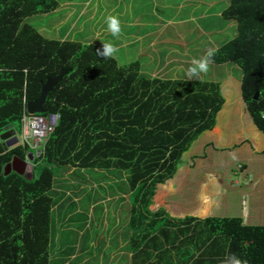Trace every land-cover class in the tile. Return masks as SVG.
<instances>
[{
	"label": "trees",
	"instance_id": "obj_1",
	"mask_svg": "<svg viewBox=\"0 0 264 264\" xmlns=\"http://www.w3.org/2000/svg\"><path fill=\"white\" fill-rule=\"evenodd\" d=\"M83 2L95 0H0V264H52L56 250L64 248L60 256H68L75 249L67 244L79 239L82 250L89 249L88 236L82 233L89 223L74 222L75 216L89 213L90 206L101 207L107 196L84 188L87 195L84 192L79 207L66 191L79 192L87 183L80 173L86 171L121 172L127 184L122 195L132 193L125 231L115 238L116 252L123 251L119 263L228 264L234 255L246 264H264V230H243L245 235L230 230L216 236L208 221L152 210L157 188L175 177L184 154L215 127L230 65L239 70L242 100L264 134V0L225 1L221 17L235 22L236 36L212 41L209 70L198 78H181L175 71L154 76L165 62L161 56L149 62L143 56L130 60L129 54L118 58L117 51L105 58L97 55L102 41L50 39L27 23ZM115 43L116 49L122 45ZM64 69L69 73L44 104V116H59L42 156L35 159L36 167L47 169L32 180L15 172L5 175L14 160L26 161L30 149L9 148L2 135L7 128L15 135L12 128L21 122L26 105ZM71 171L74 182L66 178L61 186L66 192L58 194L55 187ZM56 219L58 225L72 223L79 232H61L58 237L56 231L59 234L65 225L55 227ZM248 240L253 243L246 247ZM89 253L92 250L79 261Z\"/></svg>",
	"mask_w": 264,
	"mask_h": 264
},
{
	"label": "rangeland",
	"instance_id": "obj_2",
	"mask_svg": "<svg viewBox=\"0 0 264 264\" xmlns=\"http://www.w3.org/2000/svg\"><path fill=\"white\" fill-rule=\"evenodd\" d=\"M225 1L227 0H126L122 6H119L118 0H115L116 4H112L108 0H95L93 4L92 2L91 4L84 2L66 4L62 9L48 17L36 16L28 19L27 23L40 33L47 35L48 38L55 40L80 43L102 41L112 43L114 46L116 45L115 42L118 41L122 45L117 48L119 51L117 57L129 54L130 60H133L143 56L147 57L144 61L149 62V59L154 60V56H161L165 62L153 73L154 76L157 74L160 76L167 75L169 72L175 71L173 74L184 78L188 77L187 69L193 66L192 62L205 58L208 51L212 50V41L216 43L225 42L236 36V26L232 27L235 22L225 21L221 17V11L227 4ZM109 16H114L119 21L120 32L118 35L121 37L118 36V39L107 31V18ZM121 31L128 32V37L121 34ZM154 45L155 47H153ZM230 66L232 67L229 71L231 78H238L239 70L235 65ZM12 129L15 136H21V122L16 123ZM32 153L36 154V150H33ZM71 173L72 171L65 172L63 180L60 178L62 182H59L55 187L58 194L67 191L68 196L72 197L79 207L82 205L81 199L84 197V188L88 193L96 191L99 196L105 194L107 197L104 199L105 202L104 200L100 202L103 204L96 210L94 206H90L89 213L87 211L85 213L80 212L81 215L78 213L79 216H75L78 221L74 220V222H81L84 219L85 224L89 223L86 228L88 231H82L88 236L85 246L89 245V249L82 250L80 244L83 242L80 239L76 244H72V241L67 245L70 249H75L73 253L68 256H60L64 248L56 250L58 256L54 257L52 264H83L84 262H89L88 264H122L117 261L122 254L116 252L115 247L119 240L115 238H118L116 235L120 234L118 224L122 226L127 222L131 208L130 200L132 199L130 192L128 195H122L127 186L123 173L116 171H102L98 174L91 171L80 173L81 180L87 183L81 184L79 192L76 189L79 197L75 195L76 192L65 191L61 187L66 178L69 182H74L70 177ZM112 174L116 176L115 180L110 178ZM121 177L123 180H119ZM90 179L93 182H90ZM86 195L85 192V197ZM170 198L176 204H180L182 201L184 205H187L182 196L174 195ZM160 201L161 198H157V202L160 203ZM57 208L55 215L58 218ZM68 216L72 218L73 213ZM91 222L93 225L90 227ZM62 225H65L64 229L59 230V234L56 231L58 237L61 232H79L78 229L71 228L72 223L61 222L58 225L56 219L55 227ZM93 239H97V241L94 242ZM88 250H92V253H89L90 257H86V260L84 257L80 262L79 260Z\"/></svg>",
	"mask_w": 264,
	"mask_h": 264
},
{
	"label": "crops",
	"instance_id": "obj_3",
	"mask_svg": "<svg viewBox=\"0 0 264 264\" xmlns=\"http://www.w3.org/2000/svg\"><path fill=\"white\" fill-rule=\"evenodd\" d=\"M221 91L225 103L215 127L184 154L175 177L157 188L152 210L208 221L216 236L230 230L245 235L243 230H264V134L246 110L239 79L228 76ZM174 195L185 198L187 205L176 204L170 198ZM118 225L121 235L126 224ZM252 243L248 240L245 246Z\"/></svg>",
	"mask_w": 264,
	"mask_h": 264
},
{
	"label": "built area",
	"instance_id": "obj_4",
	"mask_svg": "<svg viewBox=\"0 0 264 264\" xmlns=\"http://www.w3.org/2000/svg\"><path fill=\"white\" fill-rule=\"evenodd\" d=\"M58 120V115H30L27 113L26 105L25 113L21 119L22 133L18 137V146L30 149L25 161L26 166H32L33 168L37 166L35 159L37 160L42 156L43 148L49 136L54 132ZM33 150H36V154L32 153Z\"/></svg>",
	"mask_w": 264,
	"mask_h": 264
},
{
	"label": "water",
	"instance_id": "obj_5",
	"mask_svg": "<svg viewBox=\"0 0 264 264\" xmlns=\"http://www.w3.org/2000/svg\"><path fill=\"white\" fill-rule=\"evenodd\" d=\"M68 73L69 70L64 69L58 76L49 79L43 85L39 98L27 104L28 114L42 115L46 112V110L44 109V104L46 102L47 96L60 82H62L64 76H66ZM1 140L6 142L9 148H12L18 144V138L16 136L12 137V132H10L8 128L6 129L4 135H2ZM46 169V165H40L37 168L33 169L32 166H26L25 163H20L18 160H14L5 168L4 174L9 175L11 172H15L21 176H24L27 180H32L33 178L38 179Z\"/></svg>",
	"mask_w": 264,
	"mask_h": 264
},
{
	"label": "clouds",
	"instance_id": "obj_6",
	"mask_svg": "<svg viewBox=\"0 0 264 264\" xmlns=\"http://www.w3.org/2000/svg\"><path fill=\"white\" fill-rule=\"evenodd\" d=\"M107 31L110 32L114 37L118 36V34L120 32V24H119V21L116 17L109 16L107 18ZM116 52H117V49L111 43H104V44H102L101 49H97V55L105 57V58L112 57ZM212 58H213V52L210 50V51H208L205 58H203L201 60H194L192 62L193 66H191L187 69L188 77L189 78H193V77L198 78L200 73L207 72L208 65H209V63H211ZM27 113H28V111H27ZM14 136L15 135L12 133V137H14ZM16 146H18V144ZM16 146H14V147H16ZM35 168H37V167H35ZM35 168H33V169H35ZM228 264H246V262L241 261L239 258H237L236 256L233 255V256L229 257Z\"/></svg>",
	"mask_w": 264,
	"mask_h": 264
}]
</instances>
